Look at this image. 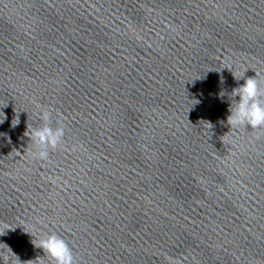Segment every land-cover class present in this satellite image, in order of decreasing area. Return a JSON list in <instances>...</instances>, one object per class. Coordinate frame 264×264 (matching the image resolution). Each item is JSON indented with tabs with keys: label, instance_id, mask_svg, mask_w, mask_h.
<instances>
[{
	"label": "clouds",
	"instance_id": "clouds-1",
	"mask_svg": "<svg viewBox=\"0 0 264 264\" xmlns=\"http://www.w3.org/2000/svg\"><path fill=\"white\" fill-rule=\"evenodd\" d=\"M232 94L239 97V99L234 108L231 104L229 106L230 114L227 117V125L230 127L246 126L251 129L264 127V99H262L264 89H261L256 75L244 79V83L234 88ZM38 116L42 122L41 126L27 130L26 136L29 137V140L37 149L32 153L33 158L44 161L49 158L50 150H56L63 143L65 126L62 120H57V126L53 127L49 110L42 109ZM0 123H3V121H0ZM6 229L0 230V236L5 235ZM34 245L42 249L44 254L50 257L55 264H76L68 243L55 233L46 235ZM7 249L12 256L19 260L10 247L7 246ZM0 261L3 264H10V257L6 253H0Z\"/></svg>",
	"mask_w": 264,
	"mask_h": 264
}]
</instances>
